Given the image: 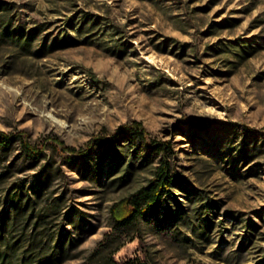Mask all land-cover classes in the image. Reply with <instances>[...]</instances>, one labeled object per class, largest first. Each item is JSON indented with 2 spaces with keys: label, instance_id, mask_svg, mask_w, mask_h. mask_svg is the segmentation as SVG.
Instances as JSON below:
<instances>
[{
  "label": "rangeland",
  "instance_id": "obj_1",
  "mask_svg": "<svg viewBox=\"0 0 264 264\" xmlns=\"http://www.w3.org/2000/svg\"><path fill=\"white\" fill-rule=\"evenodd\" d=\"M133 120L171 141L175 183L121 226L111 206L160 158L110 145ZM0 129L44 148L0 150V225L9 186L46 169L60 264H264V0H0ZM54 136L105 139L76 158Z\"/></svg>",
  "mask_w": 264,
  "mask_h": 264
},
{
  "label": "trees",
  "instance_id": "obj_2",
  "mask_svg": "<svg viewBox=\"0 0 264 264\" xmlns=\"http://www.w3.org/2000/svg\"><path fill=\"white\" fill-rule=\"evenodd\" d=\"M10 27V26H8ZM16 32V29L10 31ZM110 145L125 138L130 141L146 143L148 151L160 155L153 178L135 191L113 203L110 212L117 225H128L139 218L149 217L157 208L160 201L169 193L175 183L171 171L169 155L173 153L172 143L169 140L150 138L148 131L141 121L133 120L121 125L109 137ZM104 137H97L88 142L84 149L65 145L58 137H52L55 144L73 157L86 156L96 142L103 143ZM18 140L24 154L36 161L44 152L42 146L31 143L22 131L9 133L0 129V150L7 149ZM48 173L40 170L27 185L26 179L13 182L8 188L7 212L0 225V264H60L68 257L71 239H66L56 232H49V208L59 205L56 202L49 205V200L37 201L48 187ZM22 223V225H21Z\"/></svg>",
  "mask_w": 264,
  "mask_h": 264
}]
</instances>
